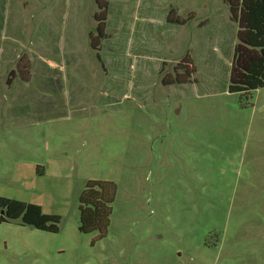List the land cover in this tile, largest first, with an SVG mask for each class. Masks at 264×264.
Listing matches in <instances>:
<instances>
[{
	"label": "rangeland",
	"instance_id": "obj_1",
	"mask_svg": "<svg viewBox=\"0 0 264 264\" xmlns=\"http://www.w3.org/2000/svg\"><path fill=\"white\" fill-rule=\"evenodd\" d=\"M96 12L0 0V197L61 218L50 233L0 208V264H264V88L228 91V5L110 0L100 60ZM186 54L192 82L164 85ZM90 180L116 185L102 238L81 230Z\"/></svg>",
	"mask_w": 264,
	"mask_h": 264
},
{
	"label": "trees",
	"instance_id": "obj_2",
	"mask_svg": "<svg viewBox=\"0 0 264 264\" xmlns=\"http://www.w3.org/2000/svg\"><path fill=\"white\" fill-rule=\"evenodd\" d=\"M223 1L229 7L230 19L238 25L228 91L247 95L264 88V0ZM96 5V27L89 34V39L91 49L97 52L100 60L102 42L109 38L106 30L110 0H96ZM166 19L170 24L184 25L193 16L183 18L177 14L176 9L171 8ZM19 71L23 76L27 74L26 71ZM195 72L193 60L186 54L174 68L173 75H167L162 82L164 85L190 83ZM11 76H14V71ZM115 195L116 185L112 181L87 182L80 196V219L84 232L97 231V238L107 235ZM0 208L5 211L8 220L20 219L23 224L38 230L59 232L60 216L44 213L40 205L0 197ZM0 220L5 221L3 217Z\"/></svg>",
	"mask_w": 264,
	"mask_h": 264
},
{
	"label": "water",
	"instance_id": "obj_3",
	"mask_svg": "<svg viewBox=\"0 0 264 264\" xmlns=\"http://www.w3.org/2000/svg\"><path fill=\"white\" fill-rule=\"evenodd\" d=\"M3 213H5V211H3ZM81 230H83V228H81Z\"/></svg>",
	"mask_w": 264,
	"mask_h": 264
}]
</instances>
